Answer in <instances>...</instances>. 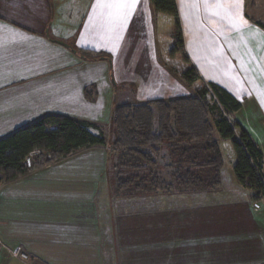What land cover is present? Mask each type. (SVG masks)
Wrapping results in <instances>:
<instances>
[{
  "label": "crops",
  "instance_id": "0c3cea01",
  "mask_svg": "<svg viewBox=\"0 0 264 264\" xmlns=\"http://www.w3.org/2000/svg\"><path fill=\"white\" fill-rule=\"evenodd\" d=\"M63 1L0 0V137L41 116L47 93L54 91L42 80L49 73L42 51L49 43L58 44L52 40L71 37L58 27L61 19L56 23L53 19L57 11L61 12ZM103 1L100 12L114 16L117 12L126 14V18L121 15V20L136 35L143 36L144 45L153 47L151 35L156 44L160 36L162 62L168 69L166 59L174 47L173 33H156L151 17L162 14L160 17L166 21L172 17L158 11L155 14L151 0L134 3L128 0L127 8L108 7L113 0ZM237 3L241 20L246 23L242 10L245 0ZM51 11L54 13L47 21ZM45 26L49 27L47 35H43ZM92 35L87 27L79 33L78 41L85 44L86 37ZM155 72V98L186 92L185 87L182 92L179 88L175 90L173 76L167 75L164 68ZM150 98L154 97L141 100ZM227 142L230 143L219 138L223 153L222 143L234 166L236 155ZM102 148L106 149L98 146L82 149L25 176L0 183V264H106L110 258L115 262L137 260V254L131 253L138 243L142 244L137 237L143 234V221L129 217L142 215H129L125 207L129 198L109 197V187L103 181L106 168ZM236 181L239 183L237 178ZM113 200L115 204L111 205ZM233 203L200 204L164 215L163 220L155 218V243L162 244L165 239L184 240L193 244L190 253H203L205 258L216 255L219 264H263L264 201L252 200L250 204L244 202L242 207L235 204L236 208H231ZM114 232L121 249L120 258H114L110 252ZM128 242L131 249H125Z\"/></svg>",
  "mask_w": 264,
  "mask_h": 264
},
{
  "label": "rangeland",
  "instance_id": "374dc122",
  "mask_svg": "<svg viewBox=\"0 0 264 264\" xmlns=\"http://www.w3.org/2000/svg\"><path fill=\"white\" fill-rule=\"evenodd\" d=\"M175 1L184 46L182 51L169 53L170 58L166 59V66L169 65L167 69L162 62L160 36L157 38L159 43L156 44L151 35L149 40L153 47L146 46L143 36L140 33L136 35L121 20V15L126 18V14L117 12L114 16L100 12L104 8L103 0H64L61 12L57 11L53 19L54 23L58 18L61 19L58 27L71 37L63 41L52 40L47 36L49 41L58 42L64 50L56 43L43 47V59L49 73L42 80L54 91L47 93L46 103L43 104L46 107L42 114L62 113L95 122L99 127L93 126L91 131L95 134L103 133L108 140V123L114 104L155 98V70L164 68L167 75L173 76L175 90L179 88L182 92V87H185L192 91L205 86L208 90L207 100L215 106L212 117L222 115L231 123L240 122L252 139L256 140L264 155V0H245L242 10L247 18L246 23L241 20L238 0ZM52 12L54 13L51 11L47 14V21L52 17ZM156 12L155 10V14ZM160 15L151 17L155 22V32L174 34V18L166 21ZM48 26H45L43 35L49 33ZM87 27L93 35L90 38L87 36L83 44L78 41V35ZM184 56H187L188 62L184 60ZM191 66L196 68L199 78L186 85L182 74ZM212 84L232 94L240 102V107L229 114L224 112L218 105V97ZM222 145L225 148V162L221 170V189L215 192H158L126 197L130 199L125 205L129 215H142L129 217L143 221V234L137 237L142 244L138 243L132 250L134 252L131 254L138 256L136 261L115 262L110 258L106 264H219L216 255L205 258L203 253H190L189 250L194 249L193 244L184 240L165 239L162 244L155 243V218L163 220L164 215L188 210L200 204H227L231 201L234 202L231 208H236L235 204L242 207L244 202L251 203L252 191L237 183L231 155L226 145ZM102 149L106 168L108 151L107 147ZM36 155L34 153L28 157L27 163L30 164ZM83 162L80 161L81 164ZM107 176L105 169L104 186L109 187ZM109 197L111 198L110 193ZM113 204L114 200L111 205ZM111 209L114 207L111 206ZM111 224L114 231L113 223ZM101 229L105 234L104 243H107L102 223ZM111 237V256L120 258L122 254L116 243L115 232ZM125 249H131L129 242ZM14 253L20 255L17 251Z\"/></svg>",
  "mask_w": 264,
  "mask_h": 264
},
{
  "label": "trees",
  "instance_id": "16d2710c",
  "mask_svg": "<svg viewBox=\"0 0 264 264\" xmlns=\"http://www.w3.org/2000/svg\"><path fill=\"white\" fill-rule=\"evenodd\" d=\"M156 11L174 18V47L182 51L183 34L175 0H152ZM188 62L187 56L183 57ZM186 84L199 78L194 66L186 69ZM218 105L229 114L240 102L212 84ZM204 86L170 98L121 101L109 118V139L95 134L99 125L62 113H45L0 137V183L90 147H107L111 197L158 192H214L222 184L225 156L219 138L230 141L236 155L233 171L238 182L264 201V155L248 131L213 106ZM100 132H103L100 130ZM37 153L30 164L27 158ZM264 264V261H263Z\"/></svg>",
  "mask_w": 264,
  "mask_h": 264
},
{
  "label": "snow or ice",
  "instance_id": "6c2138e0",
  "mask_svg": "<svg viewBox=\"0 0 264 264\" xmlns=\"http://www.w3.org/2000/svg\"><path fill=\"white\" fill-rule=\"evenodd\" d=\"M132 2L134 3L135 0H132ZM108 7H117V8H127L129 7V2L128 0H113V2L111 4L106 5Z\"/></svg>",
  "mask_w": 264,
  "mask_h": 264
},
{
  "label": "built area",
  "instance_id": "2783aa9c",
  "mask_svg": "<svg viewBox=\"0 0 264 264\" xmlns=\"http://www.w3.org/2000/svg\"><path fill=\"white\" fill-rule=\"evenodd\" d=\"M22 256L26 257L25 255L22 254Z\"/></svg>",
  "mask_w": 264,
  "mask_h": 264
}]
</instances>
